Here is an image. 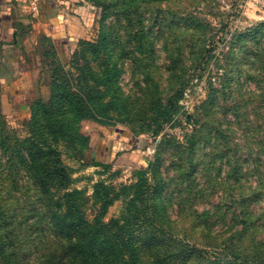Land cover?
Here are the masks:
<instances>
[{"label": "rangeland", "instance_id": "obj_1", "mask_svg": "<svg viewBox=\"0 0 264 264\" xmlns=\"http://www.w3.org/2000/svg\"><path fill=\"white\" fill-rule=\"evenodd\" d=\"M61 9L57 24L74 41L71 53H78L60 75L94 99L67 113L68 143L48 130L68 176L46 195L22 160L20 141L32 137L31 106L48 100L60 57L44 26L0 34V52L13 44L19 72L0 80V264L1 250L5 259L11 255L10 264L56 259L64 239L51 216L66 183L84 191V215L93 221L100 210L92 196L97 183L103 192L110 187L128 195L124 187L139 177L144 203L127 218V254L134 240L153 235L174 248L157 252L169 258L165 264L264 259V0H68ZM103 36L118 49V63L111 51L94 52ZM61 57L67 63L62 50ZM114 61L120 70L99 86V98L92 78ZM180 85L179 112L160 118L154 134L155 100L165 102ZM196 129L203 137L193 150L188 139ZM127 195L107 207L105 221L125 210Z\"/></svg>", "mask_w": 264, "mask_h": 264}, {"label": "trees", "instance_id": "obj_2", "mask_svg": "<svg viewBox=\"0 0 264 264\" xmlns=\"http://www.w3.org/2000/svg\"><path fill=\"white\" fill-rule=\"evenodd\" d=\"M106 40L107 37L103 36L101 44L95 46L94 52L97 53L101 50L105 52L111 51V54H115L113 57L117 61L119 59V52H116L118 49H110ZM85 44L89 49L94 46L90 43ZM233 44L231 43V45ZM81 50L80 52L83 55ZM55 52L56 56H58L56 48ZM77 53L78 51L71 53L67 63H64L61 58L57 59L58 63L52 70L49 82L50 94L48 100L44 102L38 99L31 106L29 125L32 131V137L30 136L20 141L23 147L21 149L22 160L29 167L38 186L43 189V195L49 194L50 191L44 192L47 190V187L48 189L53 186L57 187L56 183H61L68 176L65 167L59 162L58 158L55 159L59 156V152L49 142L47 138V134H49L48 130L52 132L51 135L57 137L59 140L67 139L68 143L72 139V131L66 123L67 113L80 112L84 107L92 105V99H94V95L85 97L81 92H75L69 82L70 78L67 77L69 75L65 78H62L60 75V73H63V76H65L62 66L74 64ZM203 53L205 54L204 51ZM203 53L202 57L205 56ZM116 61L112 64H105L101 74L95 78L93 76L92 78L93 81L95 80V89H93L99 98L103 96V90L99 86L102 88H104L103 86H108L115 79L117 71L120 70L117 67ZM183 87L182 85L177 87L175 94H171L165 102L159 99L155 100L153 114L149 116V121L155 126L153 129L154 134L158 133L161 128V123L164 121L160 120V118L164 119L168 115L170 117L174 110L175 114L179 112L178 98L182 95ZM78 89L80 90V88ZM148 95L150 94L148 93ZM140 112L141 109H139L137 114H140ZM202 137L203 130L196 129L188 139L190 149L194 150L196 144ZM86 138L85 140H88ZM184 146L182 144L175 145L181 152H185ZM55 160L57 161L55 162ZM141 173L142 171H138L139 176ZM102 186V183H97L92 194L95 205H100V210L95 215L93 221L87 220L84 215V191L77 188L70 189L67 183L65 186H62L65 187L61 195L62 204L60 203L58 205L57 212L52 213L51 219L56 235L64 239V243L60 254L56 259L50 261V264H133V259H139L140 264H146V258H151L149 264L168 263L169 258L164 257L162 253L156 256L159 250H167V247L169 250L174 249L168 243L166 247L161 237L154 238L151 235L152 237L148 236L139 242L137 239L134 240V246L128 249L130 255L124 249V247H128L131 244L125 238L126 234H124L125 227L128 225L127 218H129V214L133 210H137L139 204L142 205L144 203H142V198L139 193V189L142 187L140 177L133 184L124 187L123 191H132L128 195L125 192H117L110 187H108L107 192H103L100 190ZM122 195H127L125 210L117 217H111L105 221L103 217L107 207ZM146 251L148 254H152V256L145 257L143 253ZM1 253H3V264L13 262L11 255H7L5 259L4 251L1 250ZM141 256L144 258L140 259Z\"/></svg>", "mask_w": 264, "mask_h": 264}, {"label": "crops", "instance_id": "obj_3", "mask_svg": "<svg viewBox=\"0 0 264 264\" xmlns=\"http://www.w3.org/2000/svg\"><path fill=\"white\" fill-rule=\"evenodd\" d=\"M65 1L68 0H0V34L6 36L8 32H12L13 35H19L26 30L24 26L28 28L32 25L33 32L39 26H44L42 29L53 36L59 57L62 58V50V54L69 59L74 41L65 34V28L57 24ZM12 45L7 44L0 52V80L3 81L14 80L19 73L18 67L15 66L17 62L12 59L13 54L9 48Z\"/></svg>", "mask_w": 264, "mask_h": 264}, {"label": "water", "instance_id": "obj_4", "mask_svg": "<svg viewBox=\"0 0 264 264\" xmlns=\"http://www.w3.org/2000/svg\"><path fill=\"white\" fill-rule=\"evenodd\" d=\"M256 264H264V259L260 260V261L257 262Z\"/></svg>", "mask_w": 264, "mask_h": 264}]
</instances>
